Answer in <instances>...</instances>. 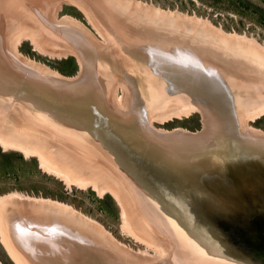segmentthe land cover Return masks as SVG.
<instances>
[{
	"label": "bare ground",
	"instance_id": "6f19581e",
	"mask_svg": "<svg viewBox=\"0 0 264 264\" xmlns=\"http://www.w3.org/2000/svg\"><path fill=\"white\" fill-rule=\"evenodd\" d=\"M83 1L87 2V0ZM90 1H92V3L93 1L99 2L100 5H94V7L98 9L102 6L103 8H106L105 11H102L101 8L99 9V16L103 18V12H107L108 14H110L111 17H107L109 18L108 24H111L110 26L113 27L116 26V28L118 27L119 29L124 31L122 32V35L124 33V37L126 35L124 39L127 38V40L119 38L121 33L118 36V30L117 34L114 33L118 37H111L110 35H108L110 32H108L105 34V36L109 45L111 44L110 47L108 46L109 48H107L106 46H104L106 48H103L102 46V51L100 50V48H98L97 52L95 50L96 46L98 45H96L95 43L96 38L94 39L93 34H91L87 29H85V27H81L80 25L82 24H77V22L72 18H65L62 21H57L51 12V10H53L52 7L48 9L46 8V11L43 10L46 12L44 14V18L47 19L46 22L48 23L50 20L48 24H50L51 28L52 25H54V28L51 29V31L47 30V32L51 36L53 35L54 38H52L46 32H42L43 35H41L44 37V39L46 38L45 41L48 39L50 43L54 46H60L56 40L57 31L58 35H60V37H63V39L68 45V47L66 45L67 50L65 51L70 50L77 53L81 61V71L83 72L80 74V76H82H79L76 79H70L68 76L57 72L54 73L53 71L45 69L44 67H41L39 64L30 60H27V63L22 64L19 58V56L21 55L18 56L19 51L17 50V43L20 40V35H13L8 37L6 49L8 56H10L12 59V62L38 77L35 78V80L38 83H41L42 86H35L41 89V93L37 88L27 89V92H24L22 90L18 92L20 95V98H18V102L12 101L14 102V107L8 110V115L6 114L7 118L9 117V119H6L5 116V119L0 118V143L5 148H18L27 155L40 153V160H42V163H45L44 165L49 166L48 168L54 169L58 173V175H65L70 181L74 180V182L76 183V181L81 178L82 181L81 179H79V181H81V184L88 183V181L86 182L85 180L92 181L94 182L93 184L95 189L99 190L100 192L111 190L116 194L115 197L117 198L119 203L123 200L124 202H122V204L125 203L126 208L127 206L129 207V212L133 213L137 222V225L135 226V229L137 230V235H140L141 233L143 237L144 235H147L150 239L156 237V241H151L159 250L157 256V260L159 261H148V259L144 260L139 257H134V255L130 252L126 253L124 251L125 256L126 254L130 256L128 257L130 258L128 261H125V256L123 257L124 259L121 258L124 262L120 259H116L115 257L113 258V256H111L110 258H108V264H242V262H240L239 260H230L225 255V257H222L223 255L221 256L219 254H214L211 251L209 253H206L205 249L202 248V246H200L198 243L197 245L195 244L196 239H194V237H198V239H201L199 238V236L194 234L193 237L191 235H188L189 237H186L187 234L185 233H187V230L184 229L183 231V227H181L182 225H180L176 220L172 222V216L168 212L166 213L164 210L160 209L158 206L157 208H159V210H157L155 213V219H157V216L158 219L156 220V222L152 221L154 222V224H151L152 227L150 225L147 226L146 223L142 222L138 216H135V196L133 194H128L124 196L123 188L125 185H123L124 183L123 181H121L122 179L120 175L117 174L118 170L114 168V164L111 165V170L104 168V165L101 162V165L99 166V164H97L99 160H97L96 157H91L93 153H90L89 155V152H87V150L86 152H83L82 147V153H77V151L75 152L74 150L67 151L65 150V147L62 146H56L57 148L53 147L51 149L50 146L54 143L48 144L49 138L47 139L44 136H39L37 130L27 129L26 127H24L25 125L23 124V116H25L24 114L28 113L25 112L24 114H22V110L26 111L27 106L32 104L39 105V103L50 108L51 105H53V101L49 97H52L53 95L49 93V89L47 88V86H50L52 84L53 86H65L68 87V89L76 90L77 92H73V95L79 94L80 90L83 89L85 91L80 93V95L84 92L88 93L91 89L94 90V88L85 87L84 85L83 87H81L79 84L81 81H83V78L91 76L93 77V81H91L89 77H87L85 78L86 82H88L90 85H92L101 93H103L100 97V101L106 100L107 98L108 101L111 102L108 107L110 108L111 106L110 109L114 110L111 111H113L114 113H120L122 116L127 117V120L131 121L133 119L132 117L136 114L135 121L140 120L137 114L138 110L135 109L137 108L136 106H138V104L135 105L137 98L133 90L134 88H132L131 84H128L129 81L127 82L123 77H128L129 73L131 72V69L133 68H135L133 71L135 74H139L142 72L144 73L145 69L151 70V68H153V70H157L159 68H162L163 71H169L170 74L167 77L161 76V80L157 81V84H159L160 86V91L158 92V94L149 95L152 99L150 100L152 109L145 104L142 110V113L144 114L148 122L140 121V123L142 122L143 125L139 126L140 130L141 128L142 130L145 129L147 134L150 136V138L153 139L156 144L159 142V140L162 142V144L182 142L185 143L183 147L172 148L171 150L175 151L177 154H180L183 150L186 149L184 153L191 151L193 152V155L196 156L206 153V157L210 158L216 152L217 144L223 143L225 147L224 143L227 144L228 138H234V135L238 134L239 132V134L241 135H239V139L243 138L244 142L247 143L248 149L246 150L252 153L256 150H260L261 153L259 155H262L264 157V133L253 129L250 130L245 126L246 120L248 118L256 119L264 113V93H257V96L253 93V91L264 92V51H261L263 47L262 49H260L257 47V45H248L246 42H241L245 40H243V38L240 39L239 36L236 40L234 34H232L234 36L231 35V37H235V40L233 39V41L231 37H228V35H219L214 30L212 31V28H209L210 26H206L205 24L195 20H192L193 22L186 21V25H195L194 30H192L193 33L188 30L180 29L178 28L179 23L177 24V22L173 19L175 16L170 19L169 16L164 15V18H167L161 22L156 19L157 17H151L152 14L151 16H149L147 14L148 12H146L148 10L146 9V7H144V10L141 9V7H135L133 6L134 3H131V1L126 0V3L121 2V0ZM79 3L81 4V1ZM135 3L137 2L135 1ZM81 6L82 4L80 5V7ZM88 9L89 14L93 15L90 12L89 7ZM10 11L12 12L13 10ZM10 11H6L8 16L11 14ZM26 16H28V14H26ZM31 16H28V19H30ZM40 19H43V16H41L40 18H36L35 20L36 22H41ZM17 22L19 23V20ZM32 22H34V20H32ZM171 23H176L178 27H176L177 25H174L173 27L168 25ZM184 24L185 23H182V25ZM17 25L15 26L17 27ZM33 25L37 27L35 23ZM114 30L116 29H113V31ZM128 41L132 42L131 44L136 43L137 47L136 44L135 46L133 45L130 47V45H128ZM112 42H119L120 45L123 46V48L127 49L123 56L125 57L129 55L127 56V58H124L126 59V63L123 62L122 56H117V60H115L117 62L122 61L124 65L131 66L129 67V72H124V70H122L123 68H120L121 65H119V63H117L119 66L113 63V67H111L110 64L112 63H109L106 60L107 53L105 52H108L105 51L106 49L111 48V50H118L116 45L112 44ZM235 42H237V44ZM98 53L99 56L103 54L104 57L100 56L102 58H100L99 60L96 59L94 55L98 56ZM111 56H113V54ZM148 61H151L152 63H147L148 65H146V62ZM116 69L119 71L118 74H114L117 71ZM106 70L108 73L106 72ZM102 72H104L106 75ZM151 75L155 76L157 74L151 73ZM130 77L132 80L136 81V76L133 73ZM153 78L154 77H152L151 79ZM174 78L177 80L179 79L178 82H172L171 80ZM116 80L120 82V85L126 87V102L121 99L122 101L119 103L114 100V97H112L113 93L115 92V87L117 86ZM151 81H154L153 83H155V79ZM169 82L172 83L169 85ZM228 82H236L239 83L242 88L247 87L252 89V94L250 96L247 95L248 93H246V95L243 94L244 92H246L243 89H238L239 94L238 96H235V99L237 100L236 104L238 107L235 113H233V111L228 110V100L225 98L224 95H221V92L224 91V88L228 87ZM18 83H20V81ZM161 85L164 86L161 87ZM179 85L184 87L188 92H191V94L186 96L185 94L187 93L184 94L177 91V89L180 87ZM7 87L8 85H2V83H0V114L6 106V103H8L11 98H13V95L11 96L7 90H5L7 92H4V89ZM173 87H175V91ZM172 88L173 90H171ZM43 90L45 91L43 92ZM42 92L44 94H42ZM196 92L199 93L197 94ZM89 93L91 94V91ZM175 93H177L178 95H176ZM213 93H220V95H218V98L216 97L218 100H215ZM209 94H212L213 96ZM180 95L182 96L181 98ZM39 96L44 97V100L42 101L43 103L38 100L41 99L39 98ZM200 97H203L205 101L202 100ZM255 97L256 100H254ZM74 98L76 97H70L69 100L64 99L63 102L61 101L62 104L67 102V104H65L64 106L66 107V109H68L69 114L72 115V117L69 118V121H74V123L78 122V124L75 123V125L77 126L83 124V122L86 123L87 120L88 122H93L94 117L92 113H89L88 115L85 114L86 110H83L81 107L78 108V106L76 105L77 100H75ZM13 99H15V97ZM168 99L171 100L168 101ZM2 100H4V102ZM210 102H212L211 104L214 107L210 106ZM260 102L263 103L261 104ZM25 104H27V106ZM69 104H71L72 106H69ZM164 104L165 106L161 107L160 111H156L154 114L150 115V113L154 111L153 109H157L159 108V106ZM255 104H258V106H255L253 108ZM73 105H75L77 108ZM140 106L141 107L139 108H142V105ZM146 108L148 110L147 112H144ZM191 109L201 110L206 117V121H204L206 122L205 129L200 134L193 133L194 135H191L182 132H170V134L167 132L159 131L153 126L152 119L156 116L157 118L163 120L162 117H166L170 114L179 115L182 114V112L184 111L189 112L191 111ZM68 112L64 111L63 115L67 114ZM132 112V117H128L131 116L130 113ZM220 112H222V115L220 114ZM50 117L52 118V120H55L52 125H54V123L60 122L61 124H63L62 127H65V131H68L69 129L72 130V127H70L71 125L69 126L67 121H60L59 117H62V113L58 114L57 112H55L53 115L50 114ZM18 118L22 119V125H19L20 123L18 124ZM51 118L49 121H51ZM137 124H139V121L137 122ZM233 124L237 125L236 131L234 130ZM54 127L56 128V126ZM54 127L52 126L48 130H53ZM223 127H227V129L222 130ZM55 128L54 131L56 132ZM77 128L79 129V127ZM73 130L72 132H75L77 129ZM72 132L70 133L73 134ZM67 137H69V140L71 139V141L73 140V142L78 143V145L82 144L86 146L85 143H83V140L82 142L81 140L78 141V139H81V135H76L75 137L74 135L71 136L67 134ZM239 139H236V141H238ZM71 145H74V143H72ZM47 149L53 151L54 153H49V151V154L46 153ZM58 156H60L63 161L61 159L59 160L60 157ZM56 158H58L59 161L66 163V167L64 166L65 168H56L57 166L54 165V163H56L54 161L57 160ZM46 159L48 160V162ZM85 175L86 177L83 179L82 176ZM15 195L16 197L20 198V200L21 198H24V200L29 198L28 200L31 201H27L29 202V205H25V202H17L19 200L14 199L15 196H7L6 198H4L3 196L2 198H0V228L2 231V239L10 257H12L16 264H56V261L59 260L58 262H60V258L55 259L52 256H64L63 254L66 253L65 251H67L68 248L67 245H71L69 244V241L73 244L72 250L79 252L81 241L83 242L84 240L82 238L83 236H87L89 239H91V243H95L96 245H103V243H109L110 245H112V248L110 249L115 250L116 248H118L114 242H111L110 239L112 238L109 239V236L107 237V235L103 233L105 231L102 230L100 225H98L95 221H92L91 219L87 220L85 216L83 217L82 215H80L69 205L63 204L61 202L58 203L54 200L22 196L21 194L17 193ZM19 206H23V208L21 209ZM125 206L123 205V209H125ZM128 209H125V213L123 214H126ZM162 211L168 216H171L169 218V225H171L172 228L176 225V230L178 231V234L180 232H182L181 234L184 233L183 238L176 233L174 234L179 239V241L176 242V246L174 245L175 247H173L174 249L172 252H169L170 248H172V242L169 240V237L165 238L162 233L163 230L161 229L160 224L157 222L159 219L162 220ZM151 213L153 212L151 211ZM192 227L194 226H190L189 229L193 231ZM198 229L200 230V228ZM74 230L79 232L78 236H76L77 233H72ZM195 230L197 229H194V231ZM211 233L213 235L215 234L213 231ZM198 234L204 237L208 236V233H206V235H203V233L199 232ZM97 250L99 251L100 249ZM117 251L118 250H116V253H118ZM46 253L50 257V259H47L48 256L43 259L42 254ZM104 254L100 255V262L102 261V259L100 258L104 257ZM115 255L119 257V254ZM27 258H29V260ZM163 258L165 259L163 260ZM73 259L77 262L76 258ZM72 261L73 260H71V262Z\"/></svg>",
	"mask_w": 264,
	"mask_h": 264
},
{
	"label": "rangeland",
	"instance_id": "374dc122",
	"mask_svg": "<svg viewBox=\"0 0 264 264\" xmlns=\"http://www.w3.org/2000/svg\"><path fill=\"white\" fill-rule=\"evenodd\" d=\"M78 1L79 2L81 1V4H82L81 7H80L81 4ZM125 1L126 0H121V2H123V3ZM127 1H131V3H134L133 6L141 7V9H143V10L145 9L144 7H146V9H148L150 11L149 12L147 10L146 11V12H148L147 14L149 16H151V14H152L151 17H153V16L155 18L157 17L156 19L161 21V22L167 18V17L164 18V15L169 16L170 19H172V17L175 16L173 19L177 22V24L179 23L178 24L179 27L176 23L175 24H173V23L168 24L172 27L174 25H177L176 27H178L180 29L188 30V31L193 33L192 30H194L195 25H186V21H192V20L199 21V22L205 24L206 26H210L209 28H212V31L214 30L219 35H223V36L228 35V37H231V35L234 34L236 37V40H237V37L239 36L240 39L243 38V40H245V41H241V42H246L248 45H252V44H254L255 46L257 45V47L260 49H262V47H263V49L261 51H264V26L255 22L250 17H248L244 14L238 13V11L234 10L233 8H227V12L222 11V10H217V9L210 7L207 4L201 3L199 0H127ZM135 1L137 3H135ZM252 1H254L256 3L261 2V0H252ZM192 2H194L195 5ZM47 3H48V5H47ZM91 3H92V1H90V0H87V2H85L83 0H44V1H41V0H19V1L18 0H0V83H2V85L3 84L8 85V87L4 89V92L8 91L11 96L13 95V98L15 97V99H17V100H15V99L11 98V100L8 101V103H6V106L2 110V113L0 114V118L5 119V117H6V119H9V117L7 118L6 114H7V112H9L8 110H10L14 107V102H12V101L18 102V98H20V95L18 92L20 90L27 92L28 91L27 89L37 88V87H35L36 85L42 86L41 83H38L35 80V78H38V77H36L34 74L26 71L22 67H19L12 62V59L10 56H8L7 49H6V46L8 43L7 42L8 37L13 36V35H16V36L20 35V37H19L20 40L18 39L19 41L17 43V50L19 51L18 56L21 55V56H19V58H20L22 64H25V63H27V60H30L32 62L39 64L41 67H44L45 69L53 71L54 73L57 72V73L65 75V76H68L70 79L78 78L80 76V74L83 72V71H81L82 64H81V61L79 59L78 54L73 52V51H70V50L65 51V50H67L66 48L68 47V45H67L66 41L63 39V37H60V35H58L57 31H56V34H57L56 40H57V43L60 45V46H57L58 48L56 46H54L53 44H51L48 39L45 41L46 38L44 39V37L42 36L43 35L42 32H46L48 35H50L47 32V30L51 31V29L54 28V25H52V28H51L50 24H48L50 22V20L47 23L46 22L47 19L44 18L45 17L44 14L46 13L45 11L48 8L52 7L53 10H51V12L57 21L58 20L62 21L65 18H72L73 20H75L77 22V24H79V23L82 24V25H80V24L79 25L81 27L82 26L85 27V29H87L91 34H93L94 39L96 38L95 43H96V45L97 44L98 45L97 46L95 45L96 46L95 50L97 52H98V48H100V50L102 49V46H103V48H106V47L109 48L110 47L111 44L109 45V43L107 42V38L105 36V34L108 32H110L108 35H110L111 37L112 36L118 37L119 34L121 33L119 38H121L123 40H127V38L124 39L126 37V35H125V37H124V33L122 35V32H124V31H122L118 27L116 28V26L113 27V26H110L111 24L110 25L108 24L109 18H107V17H111L110 14H108L107 12H103L104 17L102 18L101 16H99V12H100L99 9L101 8L102 11H105L106 8L105 7L103 8V6L100 7L99 9L94 7V5H96V6L100 5V3L97 1H93V3L92 4ZM53 4H54V6H53ZM50 5H52V6H50ZM48 6H50V7H48ZM40 7H42V8H40ZM88 7L90 8V12L93 15L89 14ZM31 8H33V9H31ZM10 10H13V11L11 12ZM43 10H45V11H43ZM160 10H162V11H160ZM6 11H10L11 14L8 16ZM13 13H14V15H13ZM25 13L28 14V16L33 15L30 17V19L34 20V22H32V20L28 19V16H26ZM10 16H11V18H10ZM41 16H43V19H40L42 24H41V22H36V20H35L36 18H40ZM161 18H163V19H161ZM18 20H19L20 24L17 22ZM25 21L27 24L25 23ZM32 23L33 24L35 23V25L37 27H35ZM182 23H185V24L182 25ZM17 24H19L20 27ZM15 25H17V27ZM113 29H116V30L113 31ZM117 30L119 31L118 34H117ZM111 32H112V34H111ZM114 33L117 34L118 36L115 35ZM228 33L230 34V36ZM181 35H183V34H181ZM234 35H232V36H234ZM46 37H48V36H46ZM51 37L54 38L53 35ZM235 37H231L232 40ZM249 42H251V43H249ZM131 43L132 42L128 41V45H130V47L133 45ZM235 43L237 44V42H235ZM112 44H115L118 50H111V48L106 49L105 51H108L109 53H111V54H109L108 52H105V53H107L106 54L107 55L106 60L109 63H112V64H110L111 67H113V63L116 65H118L117 63H119V65H121L120 68L121 69L123 68L122 70H124V72H129L130 71L129 67H131V66H127V65L123 64V62L126 63L125 62L126 59H124V58H127V56H129V55H127V56L123 57L125 54V51H127V49L123 48V46L120 45L119 42H117V43L112 42ZM66 45H67V47H66ZM104 46H106V47H104ZM64 47H65V49H64ZM100 50H99V53H100ZM114 51L118 52V53H115ZM99 53H98V56L94 55V57L98 60L100 58L104 57L103 54L100 55V56H102V57H100ZM112 54H113V56H111ZM117 56L123 57V62L121 61L122 63L120 61L119 62L116 61ZM109 59H111V60H109ZM107 66H109V65H107ZM124 66H126L127 68ZM73 68H75V69L73 70ZM134 69L135 68L131 69V72L129 73L128 77L124 76L123 78L127 82L129 81L128 84H131L132 88H134L133 90H134L136 98H137L135 105L138 104V106H136L137 108H135V109L138 110L137 114H138V118H140V120H136L137 122L139 121V124H137V122L135 121L136 114L132 117V114H133V112H132V113H130L131 116H128V117H132L133 119H132V121L128 120V122L133 123L135 126H137L139 131H141L142 128L140 130L139 126L143 125V123L142 122L140 123V121L148 122V120H146V117L142 113V110H143V107L145 106V103L143 102V100H141V99H144L142 96V93L138 92L137 81L132 80L130 76L132 73L135 76H141L139 78L143 79V83L145 82V80H150L149 82H151V78L154 77L153 79H155V82H157V81L161 80V76L167 77L170 74V72L169 71H163L162 68H159L157 70L156 69L153 70V68H151V70L145 69L144 73L142 72L139 74H135L133 72ZM61 70H64L66 73L61 71ZM71 70L73 71L72 73L70 72ZM106 72H107V70H106ZM118 72L119 71L117 70L116 73H114V74H118ZM102 73H104V72H102ZM151 73H155L157 75L152 76ZM143 75H146V77H144ZM87 77H89V79L91 81H93V77H91V76H87ZM87 77H85V78H87ZM85 78H83V81H81L79 85L81 87H83V85H84L85 87L94 88V90L91 89L90 91H91V94L92 93L94 94V95L92 94V96L96 100L93 102L94 104L92 102H89L86 98H87V95H91L89 93L90 91L88 93L84 92L83 95H85V96H83L84 97L83 103L81 102L82 103L81 105L76 104L78 106V108L81 107L83 110H86L85 114H87V115L89 113L90 114L92 113L94 115H97L100 119L105 120L104 118L106 116L103 118L99 113H97V111H95L97 106H99L97 104H100V102H102L106 105L105 106L106 110L109 111V113H107V115L111 113V114L115 115V118L121 117L122 120L125 118L127 119V117L122 116L120 113H114L113 112L114 110L110 109L111 106H110V108H108L111 102H109L107 98H106V100L100 101V97L102 96L103 93H101L98 89H96L95 87L90 85L88 82H86ZM110 78H111V76H110ZM19 81H20V83H18ZM116 83H117V86L115 87V92L113 93L112 97H114V100L119 102V103L122 100L126 102V99H125L126 87L120 85L119 81H117ZM152 83L153 82H151V84ZM140 84H141L140 87L142 88L143 87L142 82ZM163 86L164 85H161V87H163ZM47 88L49 89V93L51 95H53L52 98L54 97L53 100L55 102L51 107L54 111L56 110V106L59 107V105H60L58 103L59 100L64 101V99L69 100L70 97H76V95H73V92H77V91L68 89V87H65V86L57 87V86H53V84H52L50 86H47ZM37 89L41 93V89H39V88H37ZM242 89L244 91H246L243 94L246 95V93H248L247 94L248 96H250L252 94L251 93L252 89L247 88V87H243ZM5 90H7V91H5ZM44 91L45 90H43V92ZM83 91H85V90L84 89L80 90V93H82ZM43 92H42V94H44ZM80 93L77 95H80ZM253 93L257 96V93L263 94L264 92L253 91ZM151 94H158V91L154 92V93L152 92ZM175 94L178 95L177 93H175ZM181 97L182 96L180 95V98ZM57 98L59 99L58 101L56 100ZM170 100L171 99H168V101H170ZM254 100H256V97L254 98ZM2 101L4 102V100H2ZM21 102H22V100H21ZM263 102H260V103L262 104ZM63 104L65 105L67 103L65 102ZM25 105L27 106V104H25ZM140 105H142V108H139V107H141ZM38 106L39 105L32 104V105H29L26 107V111L22 110L23 113L21 111L22 114H24L25 112L28 113V114H24L25 116H23V120H24L23 124L25 125L24 127H26L27 129L37 130L39 136H41V137L44 136L47 139L49 138L48 140L52 141V142L48 141V144L54 143V144H51V146H50L51 149L53 147L57 148L56 146H62V147H65V150H67V151L68 150H74L75 152L77 151V153H82L81 151L83 148V152H86V150H87V152H89V155H90V153H93L91 155V157H94V158L96 157V159L99 160V162H97V164H99V166L102 163L104 165V168L111 170V168H112L111 165L114 164V166H115L114 168L116 170H118L117 174L120 175V177L122 179L121 181H123V183H124L123 185H125L123 188L124 196H126L128 194L129 195L133 194L135 196V204H134L135 205L134 212L136 213L135 216H138L142 222L146 223L147 226L150 225L152 227L151 224H154V222H152V221L156 222V220L158 219L157 215H156L157 219H155V213L157 210H159V208H157V206H155V204L153 202L151 203L152 206H150L148 204V202H150L151 200L149 198H147V196H145V193H142L143 191L141 190V188L138 189L136 187V185L131 180L130 176H128L124 172L125 169L121 168V166L115 162L114 157H113L114 153H115L114 148H113L114 145L112 147V145L111 144L109 145V142H107V145L105 147L109 148V152L108 153L107 152L106 153L100 152L102 150L99 147H97L98 145H96V143L98 142V137H100V134H98L96 130H98V132H99L101 129H99V127H98V121H96V118L93 119V122H88V120H87L86 123H84L83 121H81V122H83V124L78 125V126L75 125V123L78 124V122L74 123V121H69V119H67L66 121L68 122V124L71 122V126L70 125L69 126L72 127V130L73 129H77V130L75 132H72V130H70L67 127L69 130L67 129L68 131H65L66 130L65 127H62L63 124H61L60 122H59L60 124L54 123V125H52L53 122H55V120H52V118L50 117V114L52 115L53 110H49V112H48V110H42V109H40L41 107L39 106L40 107L39 108ZM69 106H72V105L69 104ZM73 106L76 107L75 105H73ZM164 106H165V104L159 106V108H157V109H153L154 111L151 112L150 115L154 114L156 111H160V108L164 107ZM255 106L257 107L258 104L257 105L255 104L253 106V108ZM239 107H241V106H239ZM111 110H113V111H111ZM196 110L197 109H194V110L191 109V111H189V112L187 111L188 113L186 111H184L185 113L182 112V114H179L180 116L177 114H170L166 117H162L163 120H161L160 118H157V116H156L155 118L152 119V121H153L152 123H153L154 128H156L157 130L172 131L171 133H173V130H175L177 128L186 129L189 131L196 132V131H199L203 128V122L206 121L205 115L202 113L204 115L203 116L199 111H196ZM174 115H176V116H174ZM73 116H76V115H73ZM50 118H51V121H49ZM18 119H19L18 124L20 123L19 125H22L21 124L22 119H20V118H18ZM56 122H58V121H56ZM204 123H206V122H204ZM93 124H94V126H93ZM100 125H101V123H100ZM52 126L53 127L56 126V128L54 127L56 132L54 131V128H53V130H51V129L48 130ZM245 126L250 130L253 129V130H256L259 132L263 131L262 133H264V113L261 114V116L256 118V119L248 118V124L246 122ZM77 127H79V129ZM92 128H95L96 130L95 129L93 130ZM115 129H116V127H115ZM60 130H61V133H60ZM78 130H80V131H78ZM58 131H59V133H58ZM70 132H72L73 134H71ZM141 132H143L148 137H150L147 134V132L145 131V129H143ZM67 134L71 135V136L74 135L75 137H76V135H78V136L81 135V139H78V141L81 140V142H82V140H83V143H85L86 146H84L82 144L78 145V143L73 142V140L72 141H71V139L69 140L68 139L69 137H67ZM93 136L95 138H93ZM82 137H83V139H82ZM155 140H157V139H155ZM71 142L74 143V145H71L72 144ZM101 142L104 143L103 138H102ZM92 144H94V145H92ZM157 144L163 145L167 148L169 147L168 149H170V150L172 148H180V147H183L185 145V143H182V142H174L172 144H162V142L160 140ZM99 149H100V151H99ZM48 151H49V153H54L53 151H51L49 149L46 150V153H48ZM19 154H22L26 159H29V160H31L32 158H35L37 160V163L31 162V161L24 162L22 160V158H20ZM39 154L40 153L27 155L26 153L19 150L18 148H12V147L11 148H5L0 143V198H2L3 196H4V198H6L7 196L8 197H14L15 196L14 199L19 200L17 202L21 201V202H25V205H29L28 204L29 202H27V201H30V200H28L29 198L25 199V200H24V198H21V200H20V198L16 197V195H15L17 193V194H21L22 196H27V197L29 196V197L38 198V199L54 200V201H57L58 203L61 202L63 204L69 205L76 212H78L80 215H82L83 217L85 216L87 220L91 219L92 221H95L98 225H100L102 230L105 231L103 233H105V235H107V237L109 236L108 237L109 239L112 238L113 240L110 239L111 242H114L115 245H117V247H118L115 250H112V249H110V248H112V245H110L109 243H103V245L102 244L96 245L95 243H91V241H90L91 239H89L87 236H83L82 238L84 240H83V242L81 241V246H80L79 252L72 250L73 244L69 241V244H71V245H67V247H68L67 251H65L66 253L63 254L65 257L64 256H59V257L52 256L55 259L60 258V262H58L59 261L58 260V261H56V264H98V263L108 264V258H110L111 256H113V258L115 257L116 259H120L121 261H123L122 259L125 258V261H128L130 259L128 257H130V256H128V254H126V253H129V252L132 253L134 255V257H137V258L139 257V258L144 259V260L148 259V261H151V260L152 261H155V260L159 261V260H157L159 250L157 249V247L152 242V241H156V237H154L153 239H150L147 235H144V237L146 236L144 239V237L142 236L141 233H140V235L138 234L139 235V237H138V235L136 233L137 230L135 229V226L137 225L136 219H135L133 213L129 212V209H128L129 207L127 206V208H126L125 203L122 204V202H124L123 200H122V202L119 203V201L115 197L116 194L114 192H112L111 190H106L105 192H100L99 190L95 189L94 184H93L94 182H92V181L85 180L86 182L88 181V183L81 184L80 182L82 181V179L79 178V179H81V181H79V179H78V181H76V183H75L74 180L70 181L69 179H67V177L65 175L64 176L58 175V173L54 169L48 168L49 166L44 165L45 163L41 162L42 160H40L41 157ZM58 157H60V156H58ZM56 159L58 160V158H56ZM60 159H61V157L59 158V160ZM57 160L54 161V162H56V163H54V165L57 166L56 168H61V167L65 168L66 167V163L62 162L63 161L62 159H61L62 161H59V160L57 161ZM47 162H48V160H47ZM36 165H37V168H36ZM121 170L123 173L121 172ZM85 177H86V175L82 176L83 179ZM105 195L112 196L117 205H115L112 202V200H108V199L106 200L105 203H101L100 198L101 199L104 198ZM22 199H23V201H22ZM123 205L125 206L126 210L128 209V211H127L128 214L126 213L127 215L123 214V213H125V209H123L124 208ZM19 207L21 209L23 208V206H19ZM150 210L153 213H151ZM165 212L167 213V210ZM164 214L165 213L162 211L163 216L161 215V218L163 221L161 219H159L157 222L160 224V227L163 230V232H162V230H161V232L163 233L165 238L169 237V240L172 242V248H170V251H169V252H172L174 249L173 247H175L177 245L176 242L179 241V239L174 235L175 233L178 234V231L176 230L177 229L176 225L173 226V228L171 227V225H169L170 224L169 218L171 216H168L167 214L164 215ZM159 215H160V212H159ZM126 216H128V217H126ZM172 219H173L172 222H174L175 219L173 217H172ZM74 231L72 233L73 234L77 233L76 236H78L79 232L76 230H74ZM181 233L182 232H180L178 235H180L183 238L184 233L183 234H181ZM185 234H187V233H185ZM186 237H189L188 234L186 235ZM2 238H3L2 237V231L0 228V264H16V262L12 259V257H10L7 249L5 248V245L3 243ZM147 238L150 240H148ZM97 249H100V250L98 251ZM116 250H118L117 251L118 253H116ZM100 251H102V252H100ZM104 251H105V254H104ZM119 251H121V252H119ZM124 251L126 252L125 253L126 256L124 255ZM101 254H104V257L100 258V259H102V261L100 262L99 257H101L100 256ZM115 254H117V255L119 254L118 255L119 257H117ZM133 255H131V256H133ZM42 256H43V259H45L48 255L46 253V254H42ZM73 258H76L77 262L74 261ZM27 259L29 260V258H27ZM47 259H50V257L48 256ZM164 259L165 258H163V260ZM71 260H73V261L71 262ZM153 264H158V263H153Z\"/></svg>",
	"mask_w": 264,
	"mask_h": 264
},
{
	"label": "water",
	"instance_id": "95a60500",
	"mask_svg": "<svg viewBox=\"0 0 264 264\" xmlns=\"http://www.w3.org/2000/svg\"><path fill=\"white\" fill-rule=\"evenodd\" d=\"M147 63L152 62H146V65ZM143 76L146 77V75ZM139 77L141 76H136L135 80L138 83V92L142 93L144 98L141 100L152 109L150 104L152 99L149 95L152 92H159L160 86L157 82L151 84L150 80H145L143 83V79ZM178 80L174 78L171 81L178 82ZM175 87H173L174 91ZM180 87L177 89L180 93H187L186 96L191 94L184 87ZM238 89H242L239 83L228 82V87L221 92V95L228 100V110L233 113L238 107L235 99V96L239 94ZM213 94L215 100H218L220 93ZM83 96L85 95H76L74 98L78 105L83 103ZM39 98L41 102L44 100L43 96ZM49 98L54 104L52 97ZM200 98L205 101L203 97ZM86 99L92 103L96 100L92 95H87ZM62 102L58 101L60 105L56 106L55 111L51 108L52 105L49 108L39 103L41 108L38 107L48 112L53 110L52 115L55 112L62 113L59 119L66 121L72 115ZM211 103L210 106L214 107ZM97 105L99 106L95 111L103 118L106 116L105 120H102L92 114L101 129V132H98L96 127L92 128L100 134L96 143L97 147L102 150L101 153H108L109 148L105 147L107 142L112 147L114 145L115 162L125 169L124 172L130 176L136 187L141 188L145 196L151 200L148 202L150 206L153 202L160 209L167 210L182 225L183 231L187 230L189 236L193 237L194 234L199 236L201 239L194 237L195 244L202 246L206 253L211 251L214 254L223 255L222 257L226 256L230 260H239L242 264H264V157L259 155L260 150L253 153L247 151V143L243 138L239 139L241 135L238 132L234 138L227 140L226 137L225 147L223 143L217 144V150L210 158L206 157V153L197 156L191 151L184 153L186 149L177 154L163 145L156 144L152 138L139 131L137 126L129 123L127 119L115 118V115L111 113L112 116L107 115L109 111L106 110L104 103L100 102ZM147 110L146 108L144 112ZM64 111L68 113L63 115ZM196 111L202 114L201 110ZM222 112H220L221 115ZM246 122L248 124V119ZM236 126L233 124L235 131ZM204 129L203 122V128L199 131L177 128L173 132L194 135L193 133L200 134ZM224 129L227 127L222 128ZM102 138L104 143L101 142ZM190 226H194L193 231L189 229ZM194 229L197 230L194 231ZM210 231L215 234L213 235ZM199 232L203 235L208 233V236H200Z\"/></svg>",
	"mask_w": 264,
	"mask_h": 264
},
{
	"label": "trees",
	"instance_id": "16d2710c",
	"mask_svg": "<svg viewBox=\"0 0 264 264\" xmlns=\"http://www.w3.org/2000/svg\"><path fill=\"white\" fill-rule=\"evenodd\" d=\"M199 1L203 4L209 5L210 7L214 9L222 10L226 12H227V8H233L234 10L238 11V13L246 15L250 17L251 19H253L255 22L264 26V0H261L260 3H256L252 0H199ZM74 69L75 68H73V70ZM61 71L65 72L64 70H61ZM70 72L72 73L73 71L71 70ZM19 156L20 158H22L24 162L31 161V162L37 163V160L35 158H32L31 160H29V159H26L22 154H19ZM36 168H37V165H36ZM107 199L112 200V202L115 205H117L113 197L109 195H105V197L102 199L100 198V202L105 203Z\"/></svg>",
	"mask_w": 264,
	"mask_h": 264
}]
</instances>
